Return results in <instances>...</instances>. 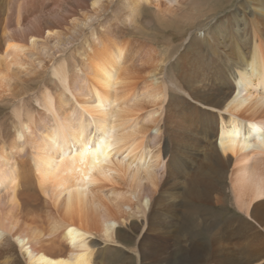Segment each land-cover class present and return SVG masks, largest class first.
I'll list each match as a JSON object with an SVG mask.
<instances>
[{
	"label": "bare ground",
	"instance_id": "bare-ground-1",
	"mask_svg": "<svg viewBox=\"0 0 264 264\" xmlns=\"http://www.w3.org/2000/svg\"><path fill=\"white\" fill-rule=\"evenodd\" d=\"M120 1L0 0V103L17 100L14 131H0V264H127L93 240L120 242L123 225L136 264H264V0L226 16L222 42L210 28L177 57L119 38L149 6L172 30L177 7L117 14ZM47 71L58 89L24 92ZM227 204L241 217L205 215Z\"/></svg>",
	"mask_w": 264,
	"mask_h": 264
},
{
	"label": "rangeland",
	"instance_id": "rangeland-1",
	"mask_svg": "<svg viewBox=\"0 0 264 264\" xmlns=\"http://www.w3.org/2000/svg\"><path fill=\"white\" fill-rule=\"evenodd\" d=\"M135 1L136 0H122L120 1L121 6L119 5L115 11L117 14L128 11L131 9V7L135 6ZM243 1L244 0H201L200 2L186 3L183 7H180L177 3H171L172 0H159V3H162L166 7L171 9L177 7L178 9L176 15L172 17V30H164V28L159 23V16L157 12L158 9L154 8L153 6H149L147 8H143L141 11L142 18L140 17L139 21L142 22L138 24L137 28H130L129 32L119 34V38L122 40L130 39L146 41L150 46L153 47L156 53H163L166 54V56H169L171 53H176L177 57L180 55H185L187 52L190 55H194L195 52L201 47L199 44L200 39L203 40L202 38H204L205 34L210 28H219L217 31V36H215L217 39L215 42L223 41L226 27V16H229L230 13H233L236 7L240 6ZM236 21L237 20L231 19L229 23L235 24ZM171 31H173L174 34L179 35L175 36ZM95 33L100 35L102 30L96 29ZM86 43H88V45ZM88 47H94L91 33H88L85 38L80 39L78 43H76V46L70 48L68 54L64 57L66 60H68L70 67L76 68L82 63V59H84L83 56H85V53L89 50ZM166 61L167 62L164 64V66H167L169 69V65L171 62H173V59H168ZM157 78H162V76L159 75ZM30 83L25 85L24 88L26 90H24V92H28L30 90V94L36 93L39 97L42 96V93L45 92L46 88L49 89L51 93H53L52 91L54 88L58 89L56 86L57 78L53 77L49 71L44 73L41 78L36 79L35 82L32 81ZM34 100V95L25 96V101L28 102L26 103L27 107L30 109L32 108L33 112H37L38 105ZM16 101L17 100L9 99V102L11 103L6 101H4V103L2 102V104L0 103V131L3 132L4 135L9 136L11 132L14 131V124L16 122L14 120L11 107L13 106V103H17ZM9 105L11 107H9ZM190 209L196 210L194 206H192V208L190 207ZM205 215L208 218L210 217V220H213L214 223L216 222V225H218L219 222L218 226H222L223 223L225 224V220H230L233 217H241L238 211L229 204L225 205L224 207L220 206L218 208H214L212 209V212H209ZM191 225L198 226V229L195 230V236L198 237V240L201 244H208V242L210 243V235L208 233L209 230L206 231L204 227L199 226L201 224L193 225L192 219H188L184 227L190 228L192 227ZM120 228H122L123 231L121 233V238L119 239L120 242L115 239L113 242L106 243V241L100 236H95L93 240L99 243L98 248L99 251H103V256L117 259L119 258L122 261L124 260L123 262H127V264H136L134 259L136 258L137 254L134 252L132 245L134 234L127 225L120 226ZM108 248L109 251L104 252V250ZM181 248V244L178 243V240H176V244L174 246L176 255L174 257H177V259H179L181 254ZM105 253H108L109 256ZM102 254H100V257H103Z\"/></svg>",
	"mask_w": 264,
	"mask_h": 264
}]
</instances>
